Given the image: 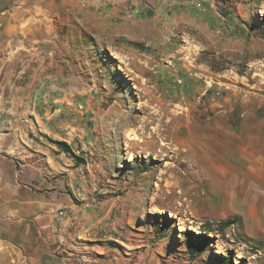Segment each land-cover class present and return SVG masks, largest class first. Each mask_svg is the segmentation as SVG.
I'll return each instance as SVG.
<instances>
[{"label": "rangeland", "instance_id": "obj_1", "mask_svg": "<svg viewBox=\"0 0 264 264\" xmlns=\"http://www.w3.org/2000/svg\"><path fill=\"white\" fill-rule=\"evenodd\" d=\"M39 2L35 34H50V75L60 73L75 100L51 102L43 123L31 114V142L69 164L76 158L80 263L218 264L231 251L234 263L264 264V236L243 217L215 230L235 205L247 206L231 174L243 157L251 165L259 145L252 116L264 115V0H212L210 27L199 16L205 29L141 41L87 29L78 5L88 11L91 0ZM19 53L22 70L31 57ZM245 183L248 194L254 182Z\"/></svg>", "mask_w": 264, "mask_h": 264}, {"label": "crops", "instance_id": "obj_2", "mask_svg": "<svg viewBox=\"0 0 264 264\" xmlns=\"http://www.w3.org/2000/svg\"><path fill=\"white\" fill-rule=\"evenodd\" d=\"M143 1L152 6L139 13L141 0H133L129 9L108 0H91L93 6L88 11H81V2L78 8L91 22L87 29L103 30L106 38L112 39L119 35L135 41L159 40L187 25L205 29L204 24L196 23L199 16L208 26L216 21L212 0ZM35 2L22 1L25 12H19L20 0H0V68L3 70L2 63L7 64L0 82V264H81L76 241L82 235L81 223L75 216L81 207L73 190L80 183L76 161L72 157L74 163L69 164L51 155L44 143L31 142V114L43 123L51 102L75 100L62 86L61 74L50 75V34H35ZM166 6L172 8L169 15ZM44 15L50 16L49 12ZM162 20L165 22L160 23ZM35 42L46 43L45 53L43 48H34ZM19 49L31 57L26 61L27 68L21 65L22 70L14 61ZM252 117L259 145L251 165L243 157L240 169L231 174L241 181L243 203L247 204L245 208L235 205L233 216L243 217L252 233L257 229L255 234L264 236V115ZM248 180L254 184L245 194Z\"/></svg>", "mask_w": 264, "mask_h": 264}, {"label": "trees", "instance_id": "obj_3", "mask_svg": "<svg viewBox=\"0 0 264 264\" xmlns=\"http://www.w3.org/2000/svg\"><path fill=\"white\" fill-rule=\"evenodd\" d=\"M54 143L71 155V151H70L69 146H67L64 142L56 141ZM164 217H165V220H170V218H167L166 214L164 215ZM238 222H240V218L238 216H233V218H231V219H226L223 222L217 223L215 230L222 232L225 228L230 227L231 225H234V224H236ZM241 226H242V223H241ZM200 238H203V239L202 240H197L198 243H200V244L208 243V241H207L208 238L206 236L200 235ZM246 239H247V241L253 242V240H251V238L250 239L246 238ZM197 241L196 242H192V241L188 240V242H187L188 243V247H189V249L191 251L192 250H196ZM234 261H235V256L232 254L231 251H229L226 255L219 257L218 264H245L244 259L237 260V263H234Z\"/></svg>", "mask_w": 264, "mask_h": 264}, {"label": "built area", "instance_id": "obj_4", "mask_svg": "<svg viewBox=\"0 0 264 264\" xmlns=\"http://www.w3.org/2000/svg\"><path fill=\"white\" fill-rule=\"evenodd\" d=\"M108 1L113 3V4H120L121 6L128 7V9H129V7L131 6V2L133 0H108ZM141 4L142 5H140V8L137 10L138 13L143 12V11H147L152 6L151 4H148V3L144 2L143 0H141ZM131 9H133V8H131ZM170 11H171V8L168 7L167 12H170ZM59 215L62 216L63 213L59 212Z\"/></svg>", "mask_w": 264, "mask_h": 264}, {"label": "bare ground", "instance_id": "obj_5", "mask_svg": "<svg viewBox=\"0 0 264 264\" xmlns=\"http://www.w3.org/2000/svg\"><path fill=\"white\" fill-rule=\"evenodd\" d=\"M131 140H133V141H135L136 139H131ZM137 141V140H136ZM129 147V146H128Z\"/></svg>", "mask_w": 264, "mask_h": 264}]
</instances>
